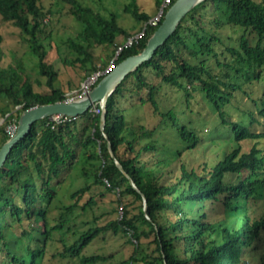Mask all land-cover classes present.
<instances>
[{
  "label": "trees",
  "instance_id": "obj_1",
  "mask_svg": "<svg viewBox=\"0 0 264 264\" xmlns=\"http://www.w3.org/2000/svg\"><path fill=\"white\" fill-rule=\"evenodd\" d=\"M68 2L70 13L83 26V42L70 41L78 57L66 63L86 70V80L97 70L94 49L116 47L120 36L129 38L131 34L120 27L115 15L105 18L77 0ZM125 11L139 22L147 24L152 19L140 10L136 0ZM45 16L41 0H0V17L27 37L39 58L41 74L48 77L52 89L50 94L36 93L16 69L0 68V99L8 101L0 109L6 117V123L0 126V149L13 136L6 127L13 124L17 128L24 111L68 99L54 86L58 73L47 63V51L41 44ZM164 17L158 27L147 28L138 45L121 54L118 64L145 49ZM227 26L245 33L238 47L227 46L231 58L226 63L222 59L225 53L218 48L226 46L220 33ZM250 35L256 38L255 43ZM2 58L0 46V65ZM212 59L216 60L217 70L210 65ZM263 78L264 0H207L197 6L153 59L127 76L110 97L104 130L102 110L96 106L99 113H86L80 123L76 119L59 125L50 124V119L36 123L31 134L13 149L0 171V264L41 262L53 231L65 229V224L49 226V214L58 196L54 180L75 168L80 149L91 147L96 150L92 157L101 161L94 184L118 195L123 216L88 230L64 249L62 257L71 256L83 264L105 260L86 257L82 251L101 234L113 231L122 232L134 245L133 255L120 264H247L248 256L253 257L252 264H264V246L260 248L264 244V147L258 146L264 139V92L258 99H250L247 107L238 105L244 93L250 97L244 87L260 83ZM162 85L180 89L187 102L193 93H202L218 112L222 125L231 128L236 148L214 167L206 164L201 172L189 168L181 159L182 153L193 151L202 137L196 127L179 123L174 108L161 112L158 97ZM236 101L237 110L245 115L242 122L232 120L225 112L226 106ZM140 105H150L153 115L159 117L155 128L143 124L135 127L129 122L130 110ZM169 126L178 132L181 149L175 146L170 150L156 137L157 130L166 132ZM245 141H257L248 153L242 152ZM110 145L140 193L116 165ZM91 189L88 186L73 193L75 204L67 212L92 209L97 204L94 198L81 206ZM128 199L132 201L127 203ZM133 205H137L138 213ZM23 243L27 257L19 254ZM146 244L155 245L151 254H144Z\"/></svg>",
  "mask_w": 264,
  "mask_h": 264
},
{
  "label": "rangeland",
  "instance_id": "obj_2",
  "mask_svg": "<svg viewBox=\"0 0 264 264\" xmlns=\"http://www.w3.org/2000/svg\"><path fill=\"white\" fill-rule=\"evenodd\" d=\"M82 6L90 7L105 18H111L112 15L117 17L120 27L133 35L146 25L145 22H139L125 9L133 2V0H77ZM161 0H136L140 10L148 14L152 19L161 11L165 0L159 5ZM44 13L43 19L44 35L42 36V46L47 51V63L54 66L57 71V80L54 86L60 89L68 99H77L81 96V85L85 81L84 76L87 71L82 70L79 65L70 66L68 62H74L78 57L74 50L70 48V41L77 43L83 42L81 34L83 26L70 13V3L68 0H41ZM244 30L227 26L220 35L225 43V47L218 48L219 52H224L223 61L226 63L231 58L227 53V46L238 47L240 38L244 35ZM0 36L2 38L1 49L3 53L0 68L13 67L20 74L22 80H28L34 92L39 94H50L51 87L48 84V77L41 74L39 58L34 55L31 45L22 31L15 27L12 23H6L0 17ZM127 38L120 36L119 42L125 41ZM252 42H256V38L250 35ZM116 48L109 46H98L94 49L96 67H107L115 58ZM211 67L217 70L216 60L212 59ZM19 67H22L20 69ZM165 90H167L165 92ZM244 90L248 92L250 97L244 93L239 98L240 108L247 107L250 99H258L264 92V78L260 83L246 85ZM165 93V94H164ZM136 102V100L134 101ZM161 112H167L175 109L178 115L179 123L196 127L198 133L202 137L201 142L193 151H183L181 159L189 168H196L201 172L206 164L214 167L219 161L232 152L236 148L234 143V135L231 128L222 125V121L218 112L207 101L205 96L196 92L190 102L180 89H173L169 85H162L160 96L158 97ZM8 101L4 98L0 99V109L7 106ZM130 110L129 122L137 127L138 124L155 128L160 119L154 116L150 105ZM131 107V106H130ZM21 107H18V110ZM134 108V107H132ZM16 110L13 111L14 114ZM97 110V109H96ZM95 110V111H96ZM97 112V111H96ZM225 112L232 120L242 122L244 113L237 110V101L230 106H226ZM8 117V116H7ZM51 120V119H50ZM80 123V118L76 119ZM6 123L0 114V126ZM160 128L156 132V137L160 141H165L170 150L173 147L181 146L178 132L170 126L166 132ZM15 126L8 124L6 131L14 133ZM2 135H0V144ZM257 141H245L243 145V153H248L255 146ZM259 147H264V139L258 143ZM181 149V147H179ZM96 152L95 148L80 149L79 160L74 169L66 171L59 179L54 180V186L58 196L54 200L49 214V226L54 228L60 224H65L64 230H54L52 238L48 243L46 253L39 264H83L79 259L60 254L64 252L66 247L72 246L84 233L95 227H102L110 222L121 219L123 213L122 206L118 202V195L109 191L106 186L95 185L97 169L101 161L93 158ZM179 172L178 165L175 166ZM92 186L91 192L83 197L82 204H86L89 199L94 198L97 204L92 208L83 212L81 208H76L72 212H67V208L73 206L75 201L71 195L78 190ZM262 195V194H261ZM132 200L128 199L127 203ZM134 211L138 213L137 205L132 206ZM260 213L262 208H260ZM217 213L214 212V216ZM63 216V217H62ZM33 224V222H32ZM17 232H20L17 230ZM14 240V237L12 238ZM14 243V241H13ZM23 243L19 249V254L26 256L25 245ZM264 244L261 243L260 248ZM155 249V245L146 244L144 247L145 255L151 254ZM134 252V245L129 238L122 232L114 233L109 231L101 234L87 248L82 251V255L86 257L100 256L105 260L98 261L95 264H120L128 260ZM142 255L138 258L141 262ZM247 264L255 263L253 257L246 258Z\"/></svg>",
  "mask_w": 264,
  "mask_h": 264
},
{
  "label": "water",
  "instance_id": "obj_3",
  "mask_svg": "<svg viewBox=\"0 0 264 264\" xmlns=\"http://www.w3.org/2000/svg\"><path fill=\"white\" fill-rule=\"evenodd\" d=\"M205 1L207 0H176L166 12L162 24L149 38L145 49L140 54L128 57L119 63L115 70L105 76L88 94L77 99H67L54 104L36 106L24 111L18 121L15 134L0 149V171L7 162L13 149L31 134L33 126L38 122L51 119L55 116L78 119L86 113L91 112L96 106H100L102 110L101 127L104 130L110 97L113 96L127 76L136 72L143 64L153 59L157 51L176 33L185 17ZM109 148L111 156L115 160L118 168L127 176L133 187L140 193L132 178L125 172L123 166L116 159L111 145ZM143 198L145 212L147 213V199L144 195Z\"/></svg>",
  "mask_w": 264,
  "mask_h": 264
},
{
  "label": "built area",
  "instance_id": "obj_4",
  "mask_svg": "<svg viewBox=\"0 0 264 264\" xmlns=\"http://www.w3.org/2000/svg\"><path fill=\"white\" fill-rule=\"evenodd\" d=\"M174 1L175 0H165V3L163 5L161 11L159 12V14L155 18L151 19L141 31L131 35L129 38H127L124 41V43H122L121 45H119L116 48V51H115V55L116 56L110 62V64L107 67H105V68L99 67L95 72H93L90 76H88V78L81 85V90H80V92H81L80 96L81 97L86 95V94H88L89 92H91L92 89L105 76H107L108 74H110L111 72H113L115 70V68L118 65V61H119V58H120L121 54L125 50L130 49V48L134 47L135 45H138L140 43V41L146 36V31H147L148 27H153V28L158 27L159 23L161 22L162 18L165 15V11L168 10L172 6ZM93 110H94L95 113H99L98 109L96 110L94 108ZM71 120H73V119L67 118V117H64V116H55V117L51 118L50 124L59 125V124L65 123V122H70ZM16 129L17 128L15 127L13 135L15 134ZM108 185H109V183H108ZM117 193L119 194V192H117ZM122 211H123V208H122ZM122 216H123V213H122L121 217Z\"/></svg>",
  "mask_w": 264,
  "mask_h": 264
},
{
  "label": "crops",
  "instance_id": "obj_5",
  "mask_svg": "<svg viewBox=\"0 0 264 264\" xmlns=\"http://www.w3.org/2000/svg\"><path fill=\"white\" fill-rule=\"evenodd\" d=\"M122 43H124V41H122V42H119L118 44H117V46H119V45H121ZM117 46L116 47H113V48H117ZM116 51V50H115ZM105 68V67H104ZM98 69V68H97Z\"/></svg>",
  "mask_w": 264,
  "mask_h": 264
}]
</instances>
